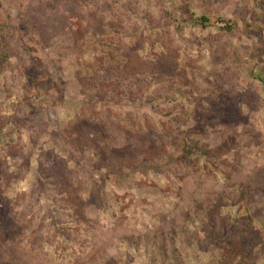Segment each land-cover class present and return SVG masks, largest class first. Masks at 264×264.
I'll return each instance as SVG.
<instances>
[{
	"label": "rangeland",
	"instance_id": "1",
	"mask_svg": "<svg viewBox=\"0 0 264 264\" xmlns=\"http://www.w3.org/2000/svg\"><path fill=\"white\" fill-rule=\"evenodd\" d=\"M0 264H264V0H0Z\"/></svg>",
	"mask_w": 264,
	"mask_h": 264
},
{
	"label": "trees",
	"instance_id": "2",
	"mask_svg": "<svg viewBox=\"0 0 264 264\" xmlns=\"http://www.w3.org/2000/svg\"><path fill=\"white\" fill-rule=\"evenodd\" d=\"M94 79V78H93ZM87 81L88 82H93L92 81V78H88L87 79ZM102 83H105V84H103V85H106L107 83H108V80L106 79V77H104L103 78V81L101 80V82H100V80H99V82L98 83H96V85H97V87L95 88V90H96V92H98L99 94H100V97H102V99H104L105 97H104V92H102L100 89H101V85H102ZM116 84L114 83V81H111V83H108L107 85H106V90H108V91H113L112 89H116ZM102 95V96H101Z\"/></svg>",
	"mask_w": 264,
	"mask_h": 264
}]
</instances>
